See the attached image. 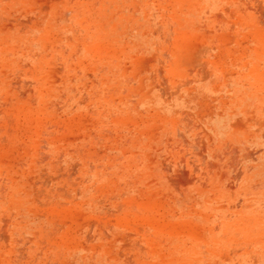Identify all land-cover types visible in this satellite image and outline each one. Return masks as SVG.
<instances>
[{"label": "rangeland", "instance_id": "1", "mask_svg": "<svg viewBox=\"0 0 264 264\" xmlns=\"http://www.w3.org/2000/svg\"><path fill=\"white\" fill-rule=\"evenodd\" d=\"M0 264H264V0H0Z\"/></svg>", "mask_w": 264, "mask_h": 264}]
</instances>
